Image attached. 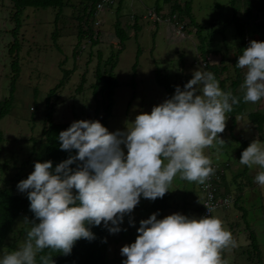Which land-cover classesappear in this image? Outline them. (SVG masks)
<instances>
[{
    "label": "rangeland",
    "instance_id": "obj_1",
    "mask_svg": "<svg viewBox=\"0 0 264 264\" xmlns=\"http://www.w3.org/2000/svg\"><path fill=\"white\" fill-rule=\"evenodd\" d=\"M175 1L180 4L189 2L191 16L201 26L198 34L189 33L186 28L183 31L186 38L177 39L171 24L157 25L142 18L147 9L155 5L165 6V0H123L120 5H111L99 15V25L94 24L95 18L92 16L86 23L82 22L84 35L81 39L78 37L80 16L84 14L81 0L69 1L59 12L51 7H26L20 15L17 30L12 18V3L10 0H0V99L9 95L11 61L15 57L20 68L11 111L0 119L3 135L0 142V188L13 187L16 194L24 195L18 191L17 184L34 170V162L39 159L44 146L40 131L47 109L45 98L49 90L63 79L65 71H68L67 77L50 98L53 118L56 122L86 119L95 115L96 99L92 85L96 67L99 65L101 70L109 69L104 60L111 53L117 56L113 72L118 85L114 89V105L108 117L109 132L124 131L138 114L150 113L153 106L174 94L175 86L183 89L195 70L209 71L208 66L201 65L200 59L204 56L196 50L197 45L201 44L207 50L209 65L226 66L220 78L228 77L226 85H229L234 79L232 57L240 35L239 26L246 28L245 38L251 41L247 34L250 22L246 13L247 0ZM258 11L256 6L254 15ZM257 14L263 22L264 14L260 11ZM117 18L123 26H127V38L121 50L114 33ZM187 19L185 17L186 23ZM135 22L138 28L131 26ZM89 27L93 33L98 32V40L93 44L87 34ZM136 58L137 65L132 68ZM245 74L246 69H241V81L235 90L241 101L240 107L231 115L226 113L225 130L218 134L225 143L214 142L212 147L204 150L212 164H220L224 168L225 179L220 191L233 199L236 197L228 208L217 209L212 214L223 221L235 241V247L222 252L225 264H260L248 246L251 242L250 231L255 234L259 259L264 264V186L255 181V176L264 169L259 166L249 168L239 163L242 151L253 139L264 144V129L259 132L247 114L251 111L264 113V98L255 104L243 101L241 84ZM83 75L85 82L78 90ZM156 76L160 77V81ZM97 99L101 100L99 94ZM102 114L99 111L98 117ZM121 147L126 154L127 149L123 145ZM165 195L155 201L141 196L130 214L134 226L129 225V215H125L120 224L122 230L118 233L110 234L102 222L108 258L122 256L120 249L135 242L139 222L153 213H158L157 219L173 213L199 216L200 184L182 180L177 175ZM25 217L33 220L25 213L18 216L5 240V247L0 249V260L5 253L16 250L24 242L30 228V225L23 223ZM21 228H25V231L20 232ZM12 243L13 246L9 247Z\"/></svg>",
    "mask_w": 264,
    "mask_h": 264
},
{
    "label": "clouds",
    "instance_id": "obj_2",
    "mask_svg": "<svg viewBox=\"0 0 264 264\" xmlns=\"http://www.w3.org/2000/svg\"><path fill=\"white\" fill-rule=\"evenodd\" d=\"M245 41L249 44L236 66L246 69L243 101L255 104L264 98V42ZM239 103L231 91L220 89L212 72L197 69L183 89L175 86L171 98L150 113L138 114L124 131L109 132L98 120L73 121L58 140L61 150L75 149L76 154L54 170L51 161L34 162L27 179L18 182L34 219L25 217L23 223L30 228L24 242L5 253L0 264H37L38 254L46 249L50 251L39 255V264H55L52 252L69 255L78 240L95 239L89 226L103 222L115 234L122 230L125 215L134 226L130 214L141 196L150 201L163 198L177 175L206 185L215 170L204 150L214 142L225 143L218 134L225 130L226 113ZM239 163L264 169V144L253 139ZM73 164L76 167L70 168ZM255 181L264 186V170ZM218 195L230 196L220 186ZM204 206L208 215L201 217L173 213L157 219L158 213H153L141 220L135 242L120 249L126 257L122 264H225L222 252L235 247V241L223 221L210 215L213 208Z\"/></svg>",
    "mask_w": 264,
    "mask_h": 264
},
{
    "label": "trees",
    "instance_id": "obj_3",
    "mask_svg": "<svg viewBox=\"0 0 264 264\" xmlns=\"http://www.w3.org/2000/svg\"><path fill=\"white\" fill-rule=\"evenodd\" d=\"M71 0H10L13 7V14L12 18L15 20V30L19 29L20 27V15L22 14L23 10L26 7H41V8H47L51 7L55 10L61 11V9L68 4V2ZM83 2V16L86 14V18L83 19V16H80V27L78 30V37L79 39L82 38L84 35V30L81 28L82 22L86 23L90 17H93L95 4L98 0H81ZM172 0V4L170 6L169 13H178L179 18L184 19L185 17H188V22L185 25V29L189 24L194 25L196 28V34L201 30V26L195 22L191 16L190 13V5L189 2H184L183 4H180L178 1ZM121 2V1H120ZM166 2H169V0H166ZM248 7L246 9L247 17L250 20L247 34L249 33L251 37V41L255 40L258 42H264V21L262 22L260 20V17H258L256 20L254 19V8L257 6L258 10L264 14V0H247ZM160 9L156 8L157 12ZM259 11L257 13H259ZM262 15V14H261ZM57 18V17H56ZM246 25V23H245ZM132 27H137L138 25L135 23H132ZM13 28V29H14ZM127 26H123L122 22L119 18H117L114 22V33L115 36L118 38V43L120 44V49L123 48V42L127 38V35L125 33ZM89 38L91 40V43L97 42V38L94 35H97L98 32L91 31V28H87ZM246 31V28L243 29L242 26H239V32L240 35L238 37V42L235 45V53L232 57V67L234 70V79L230 81L229 85H226L227 78H220V74H222L224 71H226V66L221 65L217 66L214 64L208 65V69L210 72H212L219 82V87L222 89V91H231L234 96L237 97L236 88L238 87L240 81H241V68H238L236 66L238 57L242 55L243 50L247 47V43L245 41V35L244 32ZM93 36V37H92ZM199 38L200 35H197ZM94 38V40H92ZM198 51H200L201 55L206 57L207 50L203 49V46L200 44L198 46ZM138 55H136L137 57ZM117 56L114 53H111L105 60V65H109V69L101 70L100 66L97 65L94 76L95 81L92 85L93 90V96L96 99V109H95V115L86 119H74L72 121L68 122H56L53 118V106L50 103V98L56 88L60 87L62 85V81L67 77V72L65 71V75L63 76V79L57 83L53 88L49 90V92L46 95L45 98V105L47 107L46 112L43 117V126L41 128V141L43 143V149L39 154V159H36V162H46L51 161L53 170L55 169L56 165L60 162L66 160L69 155H75L76 150L73 149L71 152L64 151L60 149V142L58 140V135L61 131L66 130L73 121L77 120H98L104 127L108 128V117L111 116L113 105H114V89L118 85V81L114 75V66L116 65ZM137 65V58L132 66V68H135ZM19 64L18 59L15 57L11 61V81H10V90L9 95L6 97H3L0 99V119L3 118L5 115H7L11 111L12 107V101H13V92L15 89L16 80L19 76ZM156 79L160 81V77L156 76ZM85 82L84 75L81 77V80L77 86L78 90H81L83 87V84ZM167 87V85H166ZM101 96V100L97 99V95ZM242 95V94H241ZM171 98V97H169ZM240 100V99H239ZM241 103V101H240ZM240 103L238 105L233 106V111L230 112V115L233 114V112L240 107ZM99 111H102V116L98 117ZM248 114V117L255 123V127L258 128L259 132H262V129H264V113L260 111H251ZM3 139L2 132L0 130V142ZM226 166V164H225ZM70 168H75L76 164L70 165ZM28 177V176H27ZM26 177V179H27ZM224 180V176L222 178ZM219 186H221L222 182H219ZM74 191V190H73ZM165 196V195H164ZM235 201V200H234ZM30 201L27 199V193H24L23 196H20L14 192L13 187H4L0 188V249L5 247V240L7 236L10 234V232L13 229V226L15 224L16 219L18 216L22 213H25L28 215L31 219H34V214L29 209ZM157 204V202H155ZM38 222V221H37ZM90 230L94 233L95 239L92 241H88L85 239L78 240L71 251V254L69 255H63L59 252H52L51 254L52 259L55 261V264H122V261L126 259L123 256H117L108 258L107 257V242L104 239L105 234V228L100 226H89ZM249 227V225H248ZM25 231V228H21L20 232ZM249 237L251 239V242L248 244L250 246L251 251L253 254H256V257L258 258V262H260V255H259V246L255 237V234L253 231L249 232ZM13 243L10 244L9 247H12ZM50 250L46 249L44 252L39 253L37 257V264H39V255L47 254ZM250 257V256H249Z\"/></svg>",
    "mask_w": 264,
    "mask_h": 264
},
{
    "label": "built area",
    "instance_id": "obj_4",
    "mask_svg": "<svg viewBox=\"0 0 264 264\" xmlns=\"http://www.w3.org/2000/svg\"><path fill=\"white\" fill-rule=\"evenodd\" d=\"M120 0H98L95 4V9L93 16L95 18L94 24L99 25V15L111 5H115ZM178 13H166L164 15L162 12H157L155 8H149L146 10V13L143 14L142 18L151 20L153 23H166L171 24L173 31L175 32L176 37H185L183 31H185L186 22L184 19L179 18ZM209 62V58L201 61L202 66H206ZM214 168V174L210 176L206 185H200V190L202 192V201H201V211L198 217L208 215L207 209L204 205H209L213 208V212L217 209H226L232 202L231 196L228 195H218L219 191V182L224 174V168L219 164H212Z\"/></svg>",
    "mask_w": 264,
    "mask_h": 264
},
{
    "label": "crops",
    "instance_id": "obj_5",
    "mask_svg": "<svg viewBox=\"0 0 264 264\" xmlns=\"http://www.w3.org/2000/svg\"><path fill=\"white\" fill-rule=\"evenodd\" d=\"M123 1V0H122ZM122 1L118 4V5H120L121 3H122ZM171 4H172V2L171 1H169L168 3H166V0H165V6H159V5H155L154 7H156L157 9H160L159 11L160 12H162V13H167V12H169V10H170V6H171ZM188 20V19H187ZM189 21V20H188ZM123 25V24H122ZM158 25V24H157ZM169 30H171V27H169ZM187 30L188 31H190L189 33H191V32H195L196 33V28H195V26L194 25H189V26H187ZM188 35H191V34H188ZM184 38H186V37H184ZM177 39H183L182 37H177ZM198 46V45H197ZM196 47V46H195ZM197 50V49H196ZM226 191H228V189H226ZM166 196V195H165ZM201 197H202V195H201ZM236 198V197H235ZM235 198H234V200H235ZM201 201V200H200Z\"/></svg>",
    "mask_w": 264,
    "mask_h": 264
},
{
    "label": "water",
    "instance_id": "obj_6",
    "mask_svg": "<svg viewBox=\"0 0 264 264\" xmlns=\"http://www.w3.org/2000/svg\"><path fill=\"white\" fill-rule=\"evenodd\" d=\"M254 19L256 20L257 19V14L255 13V15H254Z\"/></svg>",
    "mask_w": 264,
    "mask_h": 264
}]
</instances>
